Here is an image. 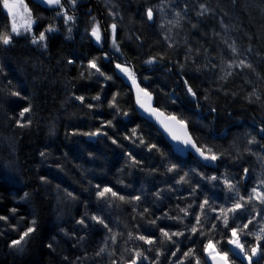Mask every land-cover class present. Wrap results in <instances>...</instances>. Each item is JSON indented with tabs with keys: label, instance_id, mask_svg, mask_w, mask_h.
Wrapping results in <instances>:
<instances>
[{
	"label": "trees",
	"instance_id": "trees-1",
	"mask_svg": "<svg viewBox=\"0 0 264 264\" xmlns=\"http://www.w3.org/2000/svg\"><path fill=\"white\" fill-rule=\"evenodd\" d=\"M121 1L118 8L122 15L119 16L126 23L123 29L116 28L119 53L136 71L141 70V79L148 75L142 70L143 60L149 56L156 58L158 63L177 62L178 65L171 68L177 78L182 76L179 73L182 64L187 72L193 73L189 86L208 101L207 108H214L220 119L214 126L196 129L197 138L205 142L200 143L201 146L208 150L207 143L216 151L218 165L216 168L204 167L189 155L181 158L172 152L155 126L135 115L128 84L112 72L110 64H105L108 76H111L105 86L88 77L85 66L88 57H102L90 43L88 34L80 37L78 46L69 42L67 30L64 35L50 38L46 49H42L41 44L33 46L26 39H19L13 51L12 47H0V163L1 159L13 160L20 181L13 182L0 174V216L7 217L0 220V264H126L135 258L137 251L142 252L151 264H181V261L183 264H197V261L207 264L204 249L210 242L220 252H228L231 263L245 264L230 252L228 240L230 228L239 226L238 233L243 235L245 249L249 250L255 242L252 236L254 221L247 229L242 227L250 219L247 215L253 213L249 206H245L250 189H245L244 178L239 185L237 182L244 177L243 169L251 168L250 159H254L241 141L239 131L243 126L239 123L247 125L253 116L264 118V0ZM161 1L166 6L170 1L167 6L169 14L175 15L174 20L178 21L168 27L170 31L166 36L158 28V23L149 24L146 18L147 8L158 9ZM91 3L90 15L102 16L104 11L98 0ZM172 4L177 9H172ZM125 20H122L123 24ZM81 21L85 23V20ZM69 28L71 33H78L71 24ZM129 30L131 37L128 40L126 31ZM171 44L177 47L170 49ZM69 60L73 63L69 64ZM241 60L250 67L242 66ZM2 62L12 70H19L2 73ZM170 80L167 73L160 81L152 75L145 78V85L156 97V106L167 108L184 119L193 118L196 123L208 125L209 117L199 121L196 112L169 98ZM13 92H20L22 98L13 99ZM76 96L85 99L81 102L75 99ZM96 96H100L99 101L92 99ZM114 96L116 110L110 107ZM29 106L31 111L21 118L19 113ZM117 110L130 113L129 127L121 117L114 116ZM81 118L85 120L80 121ZM29 119L31 123H28ZM17 120L26 126H17ZM194 120L191 125L197 128ZM107 121H112V125L103 127ZM132 125L137 128L139 136V161L152 162L138 164L146 169L142 167L135 173L129 162L132 147L125 138L131 133L128 130ZM229 125L231 127H227ZM95 128L107 135L95 144L91 143V147L86 142L82 145L83 133ZM113 139L117 143L113 144ZM140 140L144 144H140ZM151 145L156 147L150 148ZM42 151L48 154L44 162L40 156ZM51 156L55 160L50 161ZM53 163L64 169L63 173L51 174ZM172 164H176L177 169L168 172ZM189 169H193L195 175L189 173L181 181L180 177ZM212 176L218 177L219 182L211 181ZM69 177L85 183L84 190L88 186L92 190L91 193L85 191L87 194L76 190L74 204L70 206L71 210L75 209L72 212L78 209L82 217L101 218L108 228L88 219L85 228L69 214L64 230L59 231L53 225L54 206L51 202L54 198L49 191L56 183L64 185V178ZM225 179L237 185L233 194L244 197V200H225L226 194L233 196L223 183ZM97 185L100 189L111 187L117 197L109 193L105 198H99ZM66 188L73 191L72 187ZM25 192L30 194L28 201L21 200ZM120 195L125 197L123 201L118 198ZM137 195L140 200H135ZM205 198L209 199L214 210H209V205L203 211L199 208ZM236 202L246 208L242 207L236 213L229 211L236 218L228 221L226 228L222 219H216L219 216L216 209L221 207L226 214ZM12 208L17 209L15 214L11 212ZM145 208L147 212H144ZM197 215L200 224L196 222ZM33 219L36 230L26 242L17 246L21 250L10 247L12 240L19 239L23 231L32 226ZM152 220L156 223L151 224ZM193 227L197 229L195 233L191 231ZM161 228L170 234L182 232L183 235L168 240L159 231ZM140 235L154 239L156 243L149 245L137 238ZM81 236L83 240L79 239ZM101 248L104 251L97 255Z\"/></svg>",
	"mask_w": 264,
	"mask_h": 264
},
{
	"label": "bare ground",
	"instance_id": "bare-ground-1",
	"mask_svg": "<svg viewBox=\"0 0 264 264\" xmlns=\"http://www.w3.org/2000/svg\"><path fill=\"white\" fill-rule=\"evenodd\" d=\"M64 2L62 3V9L63 10H67V13H64L65 15H69V16H72L73 17V20L71 21H68L67 23H65V21H63V26L60 27L61 29H57L58 31L56 32H52V33H48L46 32V37L47 39L45 41H42L40 42L39 44H41V48L42 49H46L45 47H43V45H46L47 47V42L49 41L50 38H52L53 36L55 35H64V31H67L68 30V26L71 24L72 26V29H74V31L76 30L78 33L77 34H73L71 36V43L75 44V46H78V41H80V36L79 35H82V37L84 35H87L88 34V39L90 41L91 44H93L97 50L99 51V53L101 54V61H98L97 60V63H98V66L101 68V71L104 73V76L106 77H110L111 79V76H108L109 74V71L107 70V67H106V63L110 64L112 66V72L115 73V75L119 76L117 74V71H116V64H121L123 67H127L129 68V73L128 74H131V75H137V82L140 84V86H142L146 91H148L149 93L152 94V96L154 97L155 99V106H156V97L153 93V91L151 90V88H149L148 86L145 85V78H149L151 75L153 78H155V80L157 81H160L161 78H163L164 76V73H167L171 76V80H170V84L172 85V87L170 88V92L171 94H174L175 95V101H180L182 102L181 106L183 107H189L191 110H193L194 112H196V115L198 117V120H204L205 117H209L207 123L208 125H206V123L204 122H195V120L192 118L191 120L187 119V118H182V117H179V115H177L176 113H171L169 111H167V108H160L158 106H156L160 112L166 114L167 116H172V115H175L177 117L178 120H184L185 123H184V126H186L187 128V132L189 134V136L192 138V140L195 142V144L197 145V147H200L207 155H211V154H215L216 151H214V149H212L211 145L210 144H207L206 143V146H207V149L208 150H205L201 144H205V142L203 140H201L199 137L197 138V131L196 129H201V130H204L205 126H214L216 125L217 122H220V119L219 117H217L216 115V112L214 111H210V109H213L212 107H208V105H210L208 103V101L206 102L205 100H203V96H199L197 95V93L194 91V88H193V91L196 93V97L193 98L191 96V94H189L187 92V88L189 86V82L190 80H193V73L192 72H187L186 71V67L184 64H182L181 68L179 67V73L182 74V76H179V78L175 77L173 73H171V68L173 66H177L178 63L175 62V61H167L166 63H158L155 58V62L152 64V65H147V61L152 59L153 57H150L149 58H145L143 60V63H145L143 66V70L145 73H147L148 75L141 79V76L139 74L136 73V70L133 68V65L130 64L128 61H125V58L124 56H122L119 52H121V50H119L118 53H116V55H112V42L109 41V39H112V36H111V26L113 23L116 22L115 19H111L109 18V20L107 19V14L106 12L104 11V9H109L108 7V4H106V0H98L99 2V7L101 10H103L105 13V15H100L99 14H93V15H90L88 17L85 18V16L83 17L81 14L82 10H80V8L83 6L81 5L80 3H85L86 1L88 2V4H90L92 1H88V0H63ZM96 1V0H94ZM121 0H115V5H116V8H118L121 4ZM127 4H129V2H127ZM170 4V1L167 2V6H169ZM171 8L173 9H177V6L176 5H170ZM34 9H33V12H34V18L33 20H36V25H34L33 27V30L32 31H27V33H24L23 35H14L12 34L11 35V21H12V18H13V12L8 10L7 8L4 7V0H0V37L4 36V35H10L11 36V43L9 45H4L2 43V41H0V47H3L4 49H6L5 47H12L11 48V51L13 50H16V49H13V48H16V42L19 41V39H26V41L28 43H30L31 45H33L30 41H31V37L32 36H36L38 37L39 35V32L40 31H45V29H47L49 26L55 28V22H54V19H56V13H53L54 11L52 10V8L49 7H45V8H42L40 6H38L37 4H34L33 5ZM148 10V8H147ZM147 10H146V18H147ZM58 12V11H57ZM118 12H119V8H118ZM166 13V12H164ZM124 14V13H123ZM189 14V13H188ZM187 14V15H188ZM207 14H211L209 12H207ZM118 15H122V11L118 13ZM166 17H170L169 19V22L170 26H172L173 24L177 23V19L174 20V16L172 14V16L170 14H166L165 15ZM29 19H32V17H28ZM93 18H95V22L93 21ZM120 18V17H119ZM127 19V18H126ZM81 20H85V23H83V21ZM122 20H125L123 17H122ZM181 20V19H180ZM88 21V22H87ZM133 21V19L131 20ZM149 24H154L155 22L153 20L149 21ZM98 23L99 26H100V32H101V45L102 46H98L95 42V38L94 37H91L90 36V32H91V29L92 27L95 26V24ZM125 23H126V20L124 22V24L121 26L122 28H124L125 26ZM73 24V25H72ZM36 27V28H35ZM35 29V30H34ZM121 29V28H120ZM160 29V27H159ZM161 32H162V29H161ZM116 34V32H115ZM127 34V33H126ZM115 39H116V35H115ZM118 42H120L118 40ZM121 43V42H120ZM122 44V43H121ZM170 44V43H169ZM178 44H181L180 42ZM35 46V45H33ZM177 46H173V44H171V47L170 49H175ZM179 47V46H178ZM105 54H109V56L111 57L110 59H103V57L105 56ZM96 59L94 56L92 57H88V60L85 64L86 68H87V64H88V61L89 60H94ZM4 62V61H3ZM2 62V73L5 72V73H14L16 69L12 70L11 69V66H8L6 64H3ZM169 65V67H168ZM110 66V67H111ZM185 67V68H184ZM184 68V69H183ZM181 69L184 70V72H181ZM19 69H17L16 71H18ZM87 71H88V68H87ZM141 71V70H140ZM151 71V72H150ZM163 72V73H162ZM4 73V74H5ZM19 73V72H17ZM26 74V73H25ZM88 74H90L88 72ZM184 75V76H183ZM27 76V75H26ZM19 77L21 78V75L19 74ZM88 77H90L92 80H98L102 83V86H105V84L109 83V80H100L98 79L97 77L95 76H91L89 75ZM120 78H123L124 80L127 79V74L123 73L122 72V75L119 76ZM23 79V77H22ZM24 82L26 81L25 79H23ZM187 81V84L184 83V81ZM106 81V82H105ZM189 83V84H188ZM180 86H182L183 88L180 89ZM23 87V86H22ZM128 87H129V84H128ZM161 89V88H160ZM129 92L131 93L132 95V92H131V89L129 87ZM20 93V92H19ZM13 98V97H12ZM22 98V95L20 93V96H15L14 95V98L13 99H16V100H19ZM172 100V99H171ZM113 104H115V101H113V99L111 100ZM173 101V100H172ZM114 110H116V104H115V107H113ZM133 112L135 113V115L139 118V119H142V120H146L141 114H139V112L137 111V109H135L134 107V101H133ZM1 111V110H0ZM117 117H121L122 121H124L126 123V125L129 127L130 125V122H129V119H130V113L128 115V117H124L121 113V115H118ZM85 118H81L80 121H84ZM194 120V123L196 124L195 127L197 128H193L192 125H191V122H193ZM148 121L150 124H153L151 123L149 120H146ZM239 123V121H238ZM249 124L245 125V123H239L240 125L242 124L243 128L241 129V131H239V134L242 138V142H244V144L246 145V149H248L249 151V154H255L256 153V156L258 157H261L260 153H264V149L262 151H260L259 149L261 148H264V134L261 133V129L264 128V118H261V117H251L249 118ZM154 125V124H153ZM155 126V125H154ZM231 125L227 126V127H230ZM241 126V127H242ZM155 128L157 129V131L160 132V130H158V128L155 126ZM136 127L135 126H131V129L128 130V132H131L129 134H127V143L129 144V146L132 147V150H131V155H130V165L132 164V172H137L138 170L142 169V166L141 165H138V164H142V163H145V165H148L146 163H152L151 161H144V159L140 160L142 162L139 161V158L141 155H139V145H138V140H139V136L136 134L138 133V131H136ZM97 129L95 128V130L93 131H90V132H95ZM133 130H135V133H133ZM101 131V129H100ZM255 131V132H254ZM103 133V131H101ZM256 133V135L254 134ZM162 138L164 141H166V143L168 144V146L170 147V149L173 151V147L172 145L170 144L169 141L166 140L165 136L160 132ZM131 135V136H130ZM259 136V137H258ZM105 135H101V136H98V137H89V136H86V135H83L82 136V140H81V144L83 145L85 142L87 143L86 145L88 146H92V144H95L96 141L99 139V138H104ZM253 138H255L254 142L252 143H249V141H252ZM130 139V140H129ZM135 141V142H133ZM201 143V144H200ZM7 147L6 148H9V145L6 144ZM251 151V152H250ZM259 151V152H257ZM9 152V151H8ZM175 153V152H174ZM175 154L178 155V153L176 152ZM251 155V156H253ZM180 156V155H178ZM188 156V155H187ZM186 157H183V156H180L181 158H187ZM189 156H191L193 159H195L198 163H201L200 160H197L195 156H193L192 154H189ZM50 161L51 160H55V158L53 156L50 157ZM262 159L264 158V155L261 157ZM2 163H0V171H1V175L2 176H5L6 179H10V180H13V182H17L19 183V179L17 177V175L19 174V171H17V165L15 164V162L13 160H10V159H1ZM259 162H257V164L250 159V164H252L250 167L251 168H247L248 169V173L245 175L244 172H243V176H244V181L246 182V186H245V189L248 190V189H252L253 187H256L258 186V183H257V179L256 181L254 180V178L256 177V173L262 169L260 162L261 160L258 159ZM217 162V161H216ZM203 165V164H202ZM218 165V162L216 164V166L214 168H216ZM52 168V171H51V174H61L63 173V170L64 169H61L59 166L57 165H54L53 163V166L51 167ZM145 168V167H144ZM212 168V167H211ZM146 169V168H145ZM150 169H153V167H150ZM159 169V168H157ZM263 171V169H262ZM63 176V175H62ZM261 178V176H260ZM254 180V181H253ZM64 185H61L59 183H56L54 184L53 188H51L52 190L54 189H59L60 191V195L63 197V198H67V200L69 201V204H66L65 206L63 204H61V207L63 210V212L61 213H57L55 212V210H53L52 212V217H53V225L56 226L58 228L59 231H61L62 229L64 230V226L66 224L68 220V218L66 217L68 214L70 216H74V219L76 220H79L82 218V216L80 215V213L77 211L78 209H76V211L72 212V210H75L74 208H72L71 210V207L73 204H74V196H76V190L80 191V192H84L85 194H87V192H90L92 190H90L91 188L88 186V191L85 192V190L83 189V187H85V183L83 182H80L79 180L76 179V177H69V178H64ZM47 186H49V182H47L46 184ZM72 187L73 191L67 189L66 187ZM242 186V185H241ZM81 189H83L84 191H82ZM244 189V190H245ZM249 191V190H248ZM231 194V193H229ZM235 194V193H234ZM234 194L232 193L231 195L234 196ZM53 198H54V194H53ZM51 203H53V206L55 205L54 201H52ZM69 208V209H68ZM221 207H218L216 209V211L219 213V216L221 217V219L223 220V215H226L228 217V221H233V216H231L232 214L228 211V213H223L221 214ZM60 209V208H59ZM219 209V210H218ZM61 211V210H60ZM253 213V212H252ZM255 213V212H254ZM248 218H253L254 215H247ZM253 234V233H252ZM253 236V235H252ZM245 237V236H244ZM245 239V238H244ZM215 246V248L217 249L218 252H220L217 248V246L215 244H213ZM222 253V252H220ZM144 261V259H143ZM143 264V263H141ZM208 264V263H207ZM233 264V263H232Z\"/></svg>",
	"mask_w": 264,
	"mask_h": 264
},
{
	"label": "snow or ice",
	"instance_id": "snow-or-ice-1",
	"mask_svg": "<svg viewBox=\"0 0 264 264\" xmlns=\"http://www.w3.org/2000/svg\"><path fill=\"white\" fill-rule=\"evenodd\" d=\"M41 2L46 4V5H61V0H41ZM233 2H235V0H233ZM4 7L5 8H9L8 0H4ZM204 11H207V9H204ZM57 14L59 15L60 13H57ZM200 14H203V13H200ZM179 15L180 14L177 13V16H179ZM147 19L149 21L153 20V9L152 8H148V10H147ZM71 20H73V17L72 16H67L66 20H65V23H67L68 21H71ZM93 21L95 22V18H93ZM193 27H195V25H193ZM111 29H112L111 36H112V49H113L112 55H115L116 53L119 52V46H118V44L116 42V39H115V32H116V24L115 23H113L111 25ZM56 31H58L56 28H53V27L49 26L47 29H45V31H40L38 37L32 36L30 42L33 45H38L40 42L45 41L47 39L46 32L52 33V32H56ZM12 32L16 33L17 35H20V33L18 32V30L15 27V25H13V27H12ZM68 32H69V34H71V28L68 29ZM90 36L95 38V42H96V44L98 46H102L101 43H100L102 37H101V32H100V26H99L98 23H96L95 26L92 27L91 32H90ZM68 38L71 39V35H69ZM11 39L12 38H11L10 35H4V36L0 37V41H2V43L4 45H9L11 43ZM43 47L46 48V45H43ZM233 51H235L234 48H233ZM110 58L111 57L109 56V54H105V56L103 57V59H110ZM98 59H101V58H97V59H94V60H89L88 64H87V68L95 70V73H92L91 75L98 74L99 76L104 77V73L101 71V68L98 66V63H97ZM154 62H155V58L148 60L146 63H147V65H152ZM68 63L71 64V63H73V61L69 60ZM240 63H241L242 66L250 67V65H244V61L243 60H241ZM116 68L120 69V71L125 73V74H128L129 71H130L129 68L123 67L119 63L116 64ZM108 79H110V77H105V80H108ZM132 83L134 85H136V80L133 79ZM184 83L187 84V81L185 80ZM136 87L139 89L140 92H142L144 94L145 97H148L149 99L151 98V94L148 91H146L144 88H139V85H136ZM187 92L189 94H191V96L193 98L196 97V93L193 91V88L191 86H188ZM12 95L20 96V93L19 92H13ZM168 95H169V98L172 99L173 102H175V99H176L175 95L174 94H168ZM75 99L83 102L85 97L76 96ZM92 99L99 101L100 100V96L93 97ZM115 100H116V97L114 96L113 97V101H115ZM137 104H139L140 108L145 109V104L139 99V97L137 98ZM88 107L91 108L92 105L89 104ZM110 107H115V104H110ZM145 110L147 111V109H145ZM30 111H31V107L30 106L29 107H24L23 110L19 113V116L22 118V117H24L25 113H29ZM210 111L214 112L215 109L214 108L210 109ZM151 112L153 114L162 115V113H158V110L155 109V108L151 109ZM115 115H121L119 110H117L116 113H114V116ZM122 115L124 117H128L129 113L124 112V113H122ZM168 119H170L172 121H177L181 125H184V123H185L184 120H177V117L175 115H172V116L168 117ZM28 123H31L30 119H29ZM16 124H17V126H19L21 128L26 126V124L21 123L20 120H17ZM111 125H112V121H107V122H105L103 124V127H109ZM260 131H261L262 134H264V128H262ZM133 133H135V130H133ZM72 134L73 135H77V134H80V133H72ZM83 135H86V136H89V137H98V136H101V135H105L106 136L107 133L106 132L102 133L100 131V129H97L95 132L83 133ZM186 136H187V134H186ZM125 138L128 139V137H125ZM172 140L179 142V141H181V137L173 135L172 136ZM254 140H255V138H253L252 141H249V143L254 142ZM133 142H135V141H133ZM112 143L113 144L117 143V140L113 139ZM139 143L140 144H144V141L140 140ZM182 143L186 146L185 149H184L185 151H191V149H195V153H198L199 156L202 158V164H203L204 167H214V166H216L214 164V162L217 161V159H218L217 155H215V154L206 155L205 152L201 148L197 147L196 144L194 142H192L190 136H187V138L183 139ZM189 145H190V147H188ZM155 147H156L155 145H151L150 146V148H155ZM40 156L43 158L42 162L46 161L47 158H48V154L46 152H44V151H42L40 153ZM176 169H177V165L176 164H172L171 167H169L167 169V171L168 172H173ZM243 172L246 175L248 173V169L247 168L243 169ZM189 173H192L193 175H195L194 170L193 169H189V172L185 173L184 176H181L180 180L184 181L185 176H187ZM243 178L244 177H241V180L237 182V185H239L241 183ZM210 180L211 181H216L217 183L219 182L218 181V177H216V176L210 177ZM41 182L42 183L45 182V179L43 177L41 178ZM223 183L227 186L228 193H235L237 191V185H233L232 183L229 182L228 179H225L223 181ZM261 186H264V181L261 182ZM97 189L98 190L96 191V195L99 198H105L106 194H109V193L111 194L112 197H117V192L113 191V189L111 187H103L102 189H100L99 185H97ZM85 191H88V189H85ZM192 192L195 193V189H192ZM157 195H159V194H157ZM29 196H30V194L25 192L21 196V200L22 201H28ZM118 198L121 201H123L125 199V197L123 195H120ZM224 198H225V200H229V199H238V201L239 200H244V197H242V196H239V197H237V196H229L227 194L225 195ZM254 199L258 200L261 204H264V192L258 191V188L253 187L251 194H249V196H248V201L247 202H251ZM135 200H140V196L137 195L135 197ZM206 205H209V199L208 198H205L203 203L199 204L198 206L203 211L205 209ZM242 207H243V205L240 202H236L234 204V207L228 209V211H230L232 213H236V211L238 209H241ZM209 210H214L211 205H209ZM16 211H17L16 208H12L11 209V212L13 214H15ZM181 211H185V213L187 214L186 210L181 209ZM144 212H147V208L144 209ZM223 213H224V209L221 208V214H223ZM260 214L264 215V210H261ZM235 218L236 217L234 216L233 220H235ZM6 219H7V217L0 216V220H6ZM86 219L95 220L97 223L103 225L105 228H108V225L105 223V221L103 219H101V218L96 217V216H92L90 218H88L86 216L82 217L76 223H78L79 225H83L86 228L87 227ZM195 219H196L197 224L201 223L200 216L197 215L195 217ZM216 219L219 220V219H221V217L217 216ZM254 219H255L254 217L249 219L248 223L243 224L242 227L244 229H247L248 225L253 223ZM31 223H32V226H29L26 231H23L22 235L19 236V239H14V240L11 241L10 247L16 249L17 251L21 250L17 246L21 245L22 242H26V238L30 237V235L32 233H34L35 230H36L35 229V225H36L35 219H33ZM150 223L151 224H155L156 220H152V221H150ZM222 223H223L224 227H226V228L228 227V217L226 215H223ZM212 227L215 229L216 225L213 224ZM238 228H239V226H233V227L230 228V232H231V237L232 238L228 240V243L235 246V248L230 249V251H233L234 254L237 255V256H240V253H243L244 256L241 257V259L247 258L249 264H252V258L253 257H257L258 254H259V258L264 259V253L260 252V245H259V241L261 239H264V237H262V236H257L256 237L257 244L250 248V255H249V251L245 249L244 244L240 243V237H239V234H238ZM78 231H79V229H78ZM109 231H110V229H109ZM159 231L161 232L162 236L167 238L168 240H171L173 236H181V235H183L182 232H173V233L170 234L169 232L165 231L163 228L159 229ZM191 231H192V233H195L197 231V229L195 227H193L191 229ZM261 232L264 233V228L261 229ZM65 235H67V232H65ZM137 238L139 240H141V241H144L145 243H147L149 245H153V244L156 243V241L154 239H149V238H147L144 235H140ZM79 239L83 240V236L79 237ZM114 239H115V237H113V240ZM49 247H51V245H49ZM207 248L209 250H212V251L215 250L214 249V245L211 242L207 245ZM236 248L239 249L238 253L235 252ZM103 251H104V249L101 248L100 252L97 253V255H99ZM157 255H159V252H157ZM172 255L175 256L176 253L173 252ZM184 255L188 256L189 253H184ZM141 257H143L144 260L147 259L146 256H143L142 252L137 251L136 254H135V258L131 259V264H137V261L141 260ZM213 260H216L217 264H220V262H222V264H229L228 252H223V253L217 252L216 255L213 257ZM181 264H183V261H181ZM197 264H199V261H197ZM257 264H258V262H257Z\"/></svg>",
	"mask_w": 264,
	"mask_h": 264
},
{
	"label": "rangeland",
	"instance_id": "rangeland-1",
	"mask_svg": "<svg viewBox=\"0 0 264 264\" xmlns=\"http://www.w3.org/2000/svg\"><path fill=\"white\" fill-rule=\"evenodd\" d=\"M88 1H90V0H88ZM92 1V0H91ZM106 4H108V7H109V9H104V11L106 12V14H107V19L109 20V18H111L112 20L113 19H115L116 20V22H115V24H116V28L118 27V29H120L121 28V26L123 25V21L119 18L120 16L118 15V8H116V5H115V0H106ZM91 5H92V3H90L89 4V6L88 7H86V10L84 11V10H82V12H81V14L80 15H84L85 16V18L86 17H88V16H90V14H91V12H92V9H91ZM161 5V6H160ZM160 7L157 9L156 8V10H154L153 9V21L154 22H156V23H158V28L160 27V29H162V31H163V34L166 36V35H168L169 34V25H170V23L171 22H169V19H170V17L168 16V17H166L165 15L166 14H169V9L167 8V6H166V3L164 2V1H161L160 2ZM155 8V7H154ZM104 12V13H105ZM164 12H166V13H164ZM103 15H105V14H103ZM83 16V17H84ZM119 21V22H118ZM111 26V25H110ZM30 27H32V26H30ZM33 27H34V25H33ZM111 28V27H110ZM123 29V28H122ZM111 32H112V29L110 30ZM19 33H20V35H23L24 33H27V31L25 30V29H23V30H20V31H18ZM69 33V32H68ZM126 33H127V36H128V40L130 39V35H131V30H129V31H126ZM134 33L135 32H132V34L134 35ZM17 35V34H16ZM69 35H73V33H71V34H68V36H67V39L69 40ZM80 37H82V35H79ZM109 41L110 42H112V39H109ZM113 50V49H112ZM113 52V51H112ZM88 72L90 73L89 75H91L92 73H95V70L94 69H89L88 68ZM140 70H138V71H136V73L137 74H140ZM92 77L93 76H95V77H97L98 79H100V80H104L105 79V77L106 76H104V77H101V76H99L98 74H96V75H91ZM127 77H130V75H128L127 74ZM1 82L2 81H0V84H1ZM106 82V81H105ZM126 84H128V83H126ZM231 127V126H230ZM264 148H261V149H259L260 151H262ZM257 152H259V151H257ZM251 155H253V154H250V157H251ZM260 155H261V157L264 155V153H260ZM261 157H258V156H256V153L253 155V159H254V162L257 164V162H259V160L258 159H260L261 160V162H260V164L259 165H261V167H262V169H263V171H262V169L260 170V172L258 171L257 173H256V177L254 178V180L256 181V179L258 180L257 181V183H258V186H256V188H258V191H261V192H264V186H261V182L262 181H264V158L262 159ZM260 176H261V178H260ZM253 180V181H254ZM49 192H51V194H54V203H55V205H54V210H55V212H57L58 214L59 213H61V212H63V210L64 209H62V207H61V204H63L64 206L66 205V204H69V201L67 200V198L65 197V198H63L61 195H60V191H59V189H53V190H51V191H49ZM251 192H252V189H250V191H249V194H251ZM248 201V199L246 200V204H245V206L246 207H248L249 206V208H250V210H251V212H253V215H254V227H255V230L252 232L253 234V239H255V242H253L252 243V246H255L256 244H257V240H256V237L257 236H262V237H264V233H262L261 232V229L262 228H264V215H261L260 213H261V210H264V204H261L258 200H252L251 202H247ZM246 207H243V208H246ZM60 208V209H59ZM61 210V211H60ZM255 212V213H254ZM239 234V233H238ZM239 237H240V243H242L243 244V240H242V238H243V235H241V234H239ZM232 237L230 236V239H231ZM209 244V243H208ZM207 244V245H208ZM213 244V243H212ZM207 245L205 246V249H204V253H205V251H206V249H207V251H208V253L209 254H213L214 252L212 251V250H209L208 248H207ZM259 245H260V252L261 253H264V239H261L260 241H259ZM228 246H229V249H233V248H235V246L234 245H231V244H229L228 243ZM251 246V247H252ZM250 247V248H251ZM250 248H249V255H250ZM232 252V254H234V252L233 251H231ZM235 252H239V249L238 248H236L235 249ZM206 254V253H205ZM237 256V255H236ZM244 256V254L243 253H240V256H238L239 257V259L243 262V260L245 261L244 263L245 264H249V262H248V260H247V258H243V259H241V257H243ZM138 262V264H141V262L138 260L137 261ZM247 262V263H246ZM254 262H258V264H264V259H261V258H259V254H258V256L257 257H253L252 258V264L254 263ZM143 264H151L148 260H144L143 262H142Z\"/></svg>",
	"mask_w": 264,
	"mask_h": 264
},
{
	"label": "water",
	"instance_id": "water-1",
	"mask_svg": "<svg viewBox=\"0 0 264 264\" xmlns=\"http://www.w3.org/2000/svg\"><path fill=\"white\" fill-rule=\"evenodd\" d=\"M35 1L39 2L40 0H35ZM116 71H117V74L119 76L122 75V72L120 71V69L116 68ZM136 77H137V75L133 74L132 78H127V81L130 83L129 87H130L131 92H132V98L134 99L135 109H137L139 114H141L146 120H149L151 123H153L158 128V130H160V132L165 136L166 140L169 141L170 144L172 145L173 151L175 153L177 152L178 155L183 156V157H186L188 154H192L193 156L196 157L197 160H200V162H202V158L199 156L198 153H195V149H191V151H185L184 150L186 146L182 143V141H183V139L187 138V136H189L186 126L179 124L177 121H172V120L168 119V117H170V116H167L166 114L160 112L159 109L155 106V99L152 96V94L150 93L151 94L150 99L148 97H145L144 94L139 91V89L136 87V85H139V88H143V87L140 86V84L137 81H136V85H134L132 83V80L133 79L136 80ZM138 97L145 104V109H147V111L145 109L140 108L139 104H137V98ZM153 108L157 109L158 113H162V115L153 114L151 112V109H153ZM186 134H187V136H186ZM173 135L181 137V141L178 142V141L172 140ZM191 140H192V138H191ZM192 142H194V141L192 140ZM188 147H190V145ZM214 164L216 165L217 162L215 161ZM214 167H212V168H214ZM208 168H210V167H208ZM214 249L215 250L213 251L214 252L213 254H209L207 249L205 251L208 264H217V261L213 260V257L216 255V253L218 251L215 248V246H214ZM127 264H131V263H127ZM137 264H138V262H137ZM220 264H222V262H220ZM229 264H232V263L229 262Z\"/></svg>",
	"mask_w": 264,
	"mask_h": 264
},
{
	"label": "flooded vegetation",
	"instance_id": "flooded-vegetation-1",
	"mask_svg": "<svg viewBox=\"0 0 264 264\" xmlns=\"http://www.w3.org/2000/svg\"><path fill=\"white\" fill-rule=\"evenodd\" d=\"M64 1L61 0V5H46L41 2L35 1V0H8L9 8L8 10L13 12V18L11 21V35L16 33L12 32V27L15 25L18 31L25 29L26 31H32L33 30V25H36V20H33L34 18V12H33V5L37 4L38 6L45 8L49 7L52 8L54 11L53 13H56V19H54V22L56 23L55 28L56 29H61L60 27L63 26V21L66 20L67 15L64 13H67V10L62 9V3ZM83 5L80 10H86V7L89 6L88 2L86 1L85 3H80ZM58 11V12H57ZM57 13H60L59 15ZM32 17V19H29L28 17ZM69 16V15H68ZM32 26V27H30Z\"/></svg>",
	"mask_w": 264,
	"mask_h": 264
}]
</instances>
